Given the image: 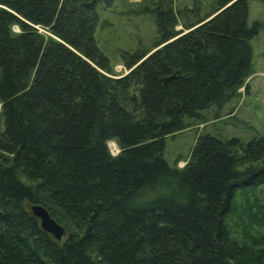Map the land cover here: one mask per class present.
<instances>
[{
	"label": "trees",
	"instance_id": "obj_1",
	"mask_svg": "<svg viewBox=\"0 0 264 264\" xmlns=\"http://www.w3.org/2000/svg\"><path fill=\"white\" fill-rule=\"evenodd\" d=\"M100 2L114 0H0V264H264V235L241 245L225 222L235 190L264 182V137L205 133L185 167L164 157L252 74L248 1L218 0L184 33L163 0L159 48L123 52L122 77L97 43Z\"/></svg>",
	"mask_w": 264,
	"mask_h": 264
},
{
	"label": "rangeland",
	"instance_id": "obj_2",
	"mask_svg": "<svg viewBox=\"0 0 264 264\" xmlns=\"http://www.w3.org/2000/svg\"><path fill=\"white\" fill-rule=\"evenodd\" d=\"M162 1L114 0L109 7L99 3L100 24L96 30V38L99 48L110 60L116 74L113 76L122 77L134 68L125 65L123 52L147 51L146 54L150 55L159 48L156 44L159 38L156 9ZM164 1L171 3L178 12L179 23L176 29L184 33L187 32L184 28L187 19L193 21L197 17L210 18L219 11H216L218 0ZM247 1L248 25L259 23L258 33L250 41L252 74L238 90V94L221 108L210 107L203 110L201 120L187 117L186 128L166 137L164 157L171 166L185 167L200 134L208 133L222 139L236 137L242 143L252 138L264 137V0ZM180 12L183 14L180 15ZM14 30L18 32L19 28L15 26ZM40 30L45 32L44 29ZM1 105L0 103V112ZM108 147L112 155L121 152L120 146L114 152L109 141ZM22 179L29 182L24 177ZM225 222L231 237L239 244L261 246L257 240L264 235V182L235 190L232 209L226 215Z\"/></svg>",
	"mask_w": 264,
	"mask_h": 264
},
{
	"label": "water",
	"instance_id": "obj_3",
	"mask_svg": "<svg viewBox=\"0 0 264 264\" xmlns=\"http://www.w3.org/2000/svg\"><path fill=\"white\" fill-rule=\"evenodd\" d=\"M31 212L40 219L42 228L50 233L55 239L63 240L66 229L61 225L42 204L33 203L30 206Z\"/></svg>",
	"mask_w": 264,
	"mask_h": 264
},
{
	"label": "bare ground",
	"instance_id": "obj_4",
	"mask_svg": "<svg viewBox=\"0 0 264 264\" xmlns=\"http://www.w3.org/2000/svg\"><path fill=\"white\" fill-rule=\"evenodd\" d=\"M110 148H112L114 150V152H117L119 150V147L116 145V146H111Z\"/></svg>",
	"mask_w": 264,
	"mask_h": 264
},
{
	"label": "crops",
	"instance_id": "obj_5",
	"mask_svg": "<svg viewBox=\"0 0 264 264\" xmlns=\"http://www.w3.org/2000/svg\"><path fill=\"white\" fill-rule=\"evenodd\" d=\"M130 2H133V1H135V2H137L138 0H129Z\"/></svg>",
	"mask_w": 264,
	"mask_h": 264
}]
</instances>
